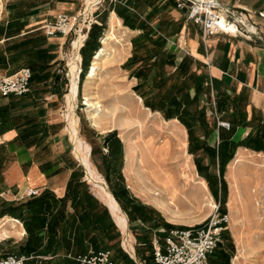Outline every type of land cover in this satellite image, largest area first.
I'll list each match as a JSON object with an SVG mask.
<instances>
[{"label": "crops", "instance_id": "crops-1", "mask_svg": "<svg viewBox=\"0 0 264 264\" xmlns=\"http://www.w3.org/2000/svg\"><path fill=\"white\" fill-rule=\"evenodd\" d=\"M103 1L105 6L99 12H109V20H117V27L123 25L136 31L137 36L145 32L167 36V47L172 55L170 78L174 81V77H179L183 82V89L176 95L188 96L185 90L192 81L189 86L191 96L199 98V103H203V107L206 105L208 110L215 109L220 120L230 122L229 126L218 121L213 124L221 160L225 159L226 148L231 145L237 146L233 160L240 151L245 162L257 154L264 156L263 44L231 32L204 37L201 25L187 17L188 7H178L177 0ZM218 1L234 6L240 12L255 11L249 12L251 22L264 27V0ZM79 6L80 0H46L33 12H5L0 16V53L5 56L0 64V75L13 73L25 65L33 70L28 92L0 94V252L24 254L27 256L25 264L42 261L85 264L76 257L90 249H101L110 250L117 262L137 264L138 260H143L145 264H154L155 236L163 243L169 230L188 228L205 219L200 220L204 217L202 215L188 218L178 204L172 203V200H178V193L187 194L184 188L181 189L184 182L191 184L188 194L193 189L201 198L206 194L207 199L209 186L205 177L199 175L194 159L191 160L193 169L190 173L188 171L189 177L182 171L186 168L178 175L176 161L172 163V173L161 171L159 161H170L178 156L172 138L161 144H157L156 138L145 140L146 148L152 153L149 159L152 168H146V176L141 168L138 146L119 134L123 153L105 154L103 160L112 164L104 163L102 174L127 219L126 231L117 223L110 207L85 182L81 168L68 158L65 148L60 147L66 141L59 111L66 100L64 114L68 127L67 111L76 88V80L68 72L70 92L65 94L62 91L66 80L58 69L65 59L66 36L48 35L43 29L47 20L54 19L62 11L74 14ZM113 13L120 19L112 16ZM34 32L48 38L45 51L41 48L39 56L17 62L16 53L24 45L21 41L26 42ZM50 42L55 44L51 49ZM90 42L87 41L80 53L81 64L87 61L91 65L94 51L100 48ZM29 52L33 54L34 51ZM133 53L119 63L118 70L142 84L146 78L145 67L149 64ZM161 66V61L153 64L154 74H159L156 69ZM87 78L92 77L88 75ZM81 85L82 77L77 85L78 94ZM210 90L213 98L206 97ZM62 98L63 102L60 101ZM181 103L183 105L184 100ZM192 111L187 108L188 113ZM104 113L115 115V111L106 108L101 115ZM125 123L122 127L128 128L129 117ZM119 128L118 124L109 122L103 131L108 133ZM185 145L188 147L189 138H186ZM160 147H165L164 151ZM116 161L117 165L114 164ZM159 173H165L169 180L166 176L161 178ZM198 176L201 178L197 179ZM30 187L39 188L40 192L28 195ZM194 199L187 200L191 210L195 209ZM224 234L225 230L223 240ZM223 243L220 242L210 255V264H214Z\"/></svg>", "mask_w": 264, "mask_h": 264}, {"label": "rangeland", "instance_id": "rangeland-1", "mask_svg": "<svg viewBox=\"0 0 264 264\" xmlns=\"http://www.w3.org/2000/svg\"><path fill=\"white\" fill-rule=\"evenodd\" d=\"M45 1L0 0V16L5 14V12H33L40 8ZM86 2L87 0H80V6L75 13L82 9ZM103 2L99 4L95 12L96 21L89 31L86 43L90 40L89 44H94L97 49L104 47L106 53L99 58L96 57V54L100 48L97 52L96 50L94 51L91 58L93 59L94 56L92 64L98 63L99 70L93 79L87 78L92 64L90 65L87 61L82 66L80 64L81 61L76 63L77 70L74 74L76 75L77 83L75 87H77L80 77H82L81 93L78 94L74 101L75 104L74 102L70 103V109L67 111L68 127L64 114L66 100H64L65 96L62 94L64 99L62 98L60 101L63 102L64 100V102L59 112L60 117L63 118L66 143L65 145L60 144V147H64L68 158L72 159L81 168L85 182L92 187L96 194L94 185L82 165L83 162L80 159L79 151L73 143L71 112L78 118V134L80 138L91 149L90 162L98 176L103 180H106L102 174L105 171L104 163L107 165L112 164V162L103 160L104 155L113 151L123 153L120 137H127L133 145L138 146L136 149L140 153L141 157L139 160L145 175L147 172L146 168H152V164H149L152 153L146 148L145 140L150 137V139L156 138L157 144H161L163 141L172 138L173 147L175 146L178 152L177 160L174 158L170 161H159L162 169L172 173V163L176 161L174 164H177L178 175L180 176V171L186 168L182 171L189 177L188 171L190 173L193 169L191 160L194 159L199 175L205 177L210 190L208 199L206 194L201 198L193 189L191 194H188L191 190V184L184 182L181 189L184 188L183 191L187 192V194L181 195V192L178 193V200L174 199L172 203L174 205L178 204L180 211L188 218L202 215L204 217L200 220L206 219L214 212V208L217 205L219 206V212L228 213L229 215L230 227L228 226L225 229L224 243L219 247L220 252L214 264H264V156L257 154L245 162L243 160L244 155L240 151V156L238 154L237 158L233 160L237 146L231 145L226 148L225 159L221 160L218 154V138L214 140L215 131L213 130V124L220 121L218 114L215 109L211 111L208 110L206 105L203 107L204 104L199 103V98L191 96L192 90H190L189 86H192V81H189L190 84L185 90L189 93L188 96L181 95L179 97V95H176L177 92L179 93L183 89V82L179 81V77H174V81L170 78L169 70L172 55L167 47V36L153 32H145L137 36L136 31L129 30L123 25H121V28L117 27L114 19L111 20L110 18L111 21L109 20V12H99L105 6V2ZM249 12L255 11L247 10L243 13L249 23H251V26L253 25L254 27L257 24L251 22L253 19ZM115 15V13L112 14V16ZM118 18L120 19V17ZM112 21H114V30L110 31L112 36L109 40L110 42L108 41L109 44H105L103 39L106 34H109ZM257 26L264 33V27ZM62 35L66 36L63 50L65 59L59 65V69H64V72L62 70L59 72L63 74L66 71L65 69H67L72 75L74 65L72 40L74 34ZM85 36L86 33L79 32L76 37L83 40ZM47 40L48 38H43L41 33L34 32L31 37H28L26 42L21 41L24 45H21L22 47L16 53V61H26L31 56H34V58L39 56L41 48H44L45 51L46 47L44 44ZM53 45L55 46L54 42H50L49 48L54 47ZM31 50L34 51L33 54H30L29 51ZM24 51H27L28 54H23ZM132 52H134L133 56H140L149 64V66L146 65L145 67L146 78L142 84L140 83L141 81L136 83L137 80L133 76L127 77V74L123 75L122 71L118 70L119 63ZM159 61L162 63V66L156 69L159 74H154L155 69L152 66ZM151 71L152 73L149 75L148 73ZM55 72L53 74H56ZM64 80L66 82L63 81L64 88L62 91L67 94L70 90V81L65 77ZM52 88L55 87L53 86ZM145 97L150 99L151 105H148ZM206 97L213 98L211 90L207 92ZM86 99L100 101L103 108L116 112L114 117L111 113H104L100 114L99 118H91ZM183 100L184 103L182 105L181 101ZM185 107L193 110L184 115L185 119L191 121V128H189L185 120L176 115L178 110ZM128 117L130 124L126 126L128 128H123L122 126H125V120ZM109 122L113 125L118 124L120 128L105 133L103 129ZM140 122L145 125L144 129L139 126ZM158 124L161 125V132L159 133L156 127ZM186 138H189L188 147L185 145ZM114 164L117 165V161ZM155 164L157 163L155 162ZM159 174L161 178L165 179L164 173ZM200 176L197 179H200ZM173 178H175L174 175L172 176ZM191 180L196 183L199 182L194 179ZM185 193L183 192V194ZM192 197L195 198L193 200L195 209L193 210L189 208L190 202L187 201H191ZM200 210L203 212H200Z\"/></svg>", "mask_w": 264, "mask_h": 264}, {"label": "built area", "instance_id": "built-area-1", "mask_svg": "<svg viewBox=\"0 0 264 264\" xmlns=\"http://www.w3.org/2000/svg\"><path fill=\"white\" fill-rule=\"evenodd\" d=\"M102 2L103 0L86 2L85 6L74 14L62 11L54 19L47 20L43 24V29L48 35L74 34V38L79 32L86 33L85 38H83V46L93 23L96 21L95 12ZM177 6L188 7L187 17L201 25L204 37L217 32H231L256 40L251 32L255 31L264 39V33L260 31L258 26L255 25L254 29L250 28L243 19V16L246 19L247 17L234 6L221 4L218 0H177ZM90 7L91 9H88ZM223 14L228 21L230 19L235 20L248 35L240 30L226 28ZM58 70L64 72V69ZM65 70L63 75L69 79V70ZM32 74V68L25 65L13 73L0 75V94L8 96L10 94L22 95L28 92L31 88ZM219 123L223 126L230 125V122L226 120H220ZM39 192V188L30 187L27 189L28 195ZM214 209L213 213L197 225L169 230L163 243L158 236H155L153 239L154 264H210L209 257L218 244L223 241V232L228 228L230 222L228 213L219 212L218 205ZM26 259L27 256L24 254L16 252L2 254L0 252V264H25ZM77 259L85 264H127L115 261L110 250H90L77 256ZM137 264H145V262L138 260Z\"/></svg>", "mask_w": 264, "mask_h": 264}, {"label": "bare ground", "instance_id": "bare-ground-1", "mask_svg": "<svg viewBox=\"0 0 264 264\" xmlns=\"http://www.w3.org/2000/svg\"><path fill=\"white\" fill-rule=\"evenodd\" d=\"M92 0H87V2H91ZM88 9H91L88 8ZM223 20L226 21V28L230 29V30H240L242 32H244L246 34V32L243 30V28L235 21V20H232L230 19V21H228V19H226L225 15H223ZM115 18V17H114ZM119 19V18H118ZM243 19L245 20V22L247 23V25L250 27V28H255V26L253 27V25L251 26V23H249V21L243 16ZM115 20V19H114ZM117 21V20H116ZM115 21V22H116ZM111 23V22H110ZM119 23V22H118ZM121 23V22H120ZM117 24V23H116ZM121 25V24H120ZM118 26V25H117ZM116 27V26H115ZM120 28V27H119ZM114 30V21H112L111 23V27L109 29V34H106V37L103 39L104 43L107 44L108 41L111 39V33L110 31H113ZM110 42V41H109ZM83 44V40L80 39V38H77L75 37L72 41V47H73V61H74V65H73V68H72V78L75 81V84L77 83V79H76V75L74 74L77 70V65L76 63L78 61H81V56H80V53L79 51L81 46ZM109 44V43H108ZM106 53V49L103 47L101 48L98 52H97V57H103V55H105ZM100 61V60H99ZM98 70H99V67L97 64H93L92 67L90 68L89 72H88V75H90L92 78L96 77V75L98 74ZM71 74V73H70ZM76 86V85H75ZM76 89V90H75ZM74 89V92L72 93V96L70 98V103L74 102L77 98V95H78V92H77V87ZM70 92V90H69ZM86 105H88V108H89V111H90V114H91V118H96V117H99V115L101 114V112H103V106L102 104L100 103V101H92V100H88L86 99ZM109 110V109H108ZM116 113V112H115ZM70 119L72 121V128H71V135H72V138H73V143L75 144L76 146V149H78L79 151V154H80V159L82 160L83 162V166L85 167L86 169V173H87V176L88 178L92 181L93 185H94V190L96 192V194L110 207L114 217H115V220L117 221V223L126 231L127 229V219L126 217L122 214L119 206H118V203L116 201V199L114 198L113 194H112V191L111 189L109 188V186L107 185V183L105 182V180H103L101 177L98 176L94 166L91 164L90 162V152H91V149L89 147V145L83 141L79 134H78V118L73 114V112L70 113ZM130 124V123H129ZM137 125V124H135ZM139 126L141 127V129H144L145 128V125L143 123L140 122ZM147 127V126H146ZM156 127L158 128V133L161 132V125L158 124L156 125ZM155 130V129H154ZM141 133V132H140ZM154 137H156L154 135ZM151 138V137H150ZM148 140V139H147ZM146 140V141H147ZM174 140V139H173ZM168 142V141H167ZM168 145V144H167ZM165 145V146H167ZM170 146V145H168ZM161 148V147H160ZM165 148V147H164ZM164 148L162 149V151H164ZM158 149V148H157ZM167 149V148H166ZM170 149V148H169ZM77 151V150H76ZM166 151V150H165ZM170 151V150H169ZM168 152V151H167ZM165 154V152H164ZM166 156V155H165ZM240 156V154H239ZM168 157V155H167ZM162 158V157H161ZM162 160V159H161ZM160 167V166H159ZM163 169H161L162 171ZM163 172V171H162ZM167 173V172H166ZM153 174V173H152ZM165 174V173H164ZM170 175V173H169ZM166 176V175H165ZM86 177V175H85ZM167 177V176H166ZM168 178V177H167ZM169 180V178H168ZM166 180V183L167 181ZM172 186V185H171ZM176 191V190H175ZM173 199V198H172ZM127 234V233H126ZM125 236V235H124ZM126 242L128 240V236L126 235ZM125 242V243H126Z\"/></svg>", "mask_w": 264, "mask_h": 264}, {"label": "trees", "instance_id": "trees-1", "mask_svg": "<svg viewBox=\"0 0 264 264\" xmlns=\"http://www.w3.org/2000/svg\"><path fill=\"white\" fill-rule=\"evenodd\" d=\"M86 45V42H85V44L82 46V48H81V51H82V49H83V47ZM3 59H5V56H4V53L2 52V53H0V64L1 63H3ZM145 100H146V102L148 103V105H151V103H150V99L148 98V97H145ZM188 112H187V108H183V109H181V110H178V112H176V115L178 116V117H180L181 119H183V120H185V122L187 123V125L189 126V128H191V125H192V123H191V121L190 120H187V119H185L184 118V115L185 114H187ZM172 114H174V113H172ZM90 250H94V251H98V250H101V249H90ZM89 250V251H90ZM88 251V252H89ZM87 253V252H86ZM85 254V253H84ZM79 255H82V254H79ZM78 255V256H79ZM76 259H77V257H76ZM78 260V259H77ZM39 264H50V262L49 261H42V262H40Z\"/></svg>", "mask_w": 264, "mask_h": 264}, {"label": "water", "instance_id": "water-1", "mask_svg": "<svg viewBox=\"0 0 264 264\" xmlns=\"http://www.w3.org/2000/svg\"><path fill=\"white\" fill-rule=\"evenodd\" d=\"M219 2V1H218ZM220 3V2H219ZM222 4V3H221ZM254 38L256 39V41L260 42L261 44H263L264 46V39L258 34L256 33L255 31H251ZM84 172H85V169H84ZM86 174V173H85Z\"/></svg>", "mask_w": 264, "mask_h": 264}]
</instances>
